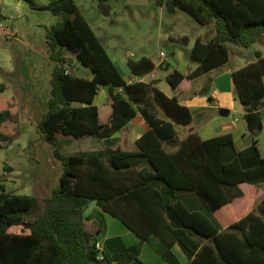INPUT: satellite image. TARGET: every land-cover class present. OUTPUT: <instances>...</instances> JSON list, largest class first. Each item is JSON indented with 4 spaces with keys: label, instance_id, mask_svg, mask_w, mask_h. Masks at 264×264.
<instances>
[{
    "label": "trees",
    "instance_id": "obj_1",
    "mask_svg": "<svg viewBox=\"0 0 264 264\" xmlns=\"http://www.w3.org/2000/svg\"><path fill=\"white\" fill-rule=\"evenodd\" d=\"M36 6L34 0H24ZM104 2L108 0H98ZM162 5L164 0H157ZM200 24L213 22V37L194 40L190 56L195 68L171 70L165 77L175 89L229 60L227 43L250 46L264 37V0H172ZM59 17L46 33L51 71L50 97L39 122L42 139L53 147L62 172L51 195L7 191L0 184V264H147L140 259L146 243L164 264H264V196L254 195L264 182V156L256 134L262 129L264 55L232 72L234 96L244 108L243 118L252 144L241 153L231 132L201 138L190 132L174 151L163 146L176 124L192 120L190 109L176 96L165 95L151 82L127 81L74 0H47L40 6ZM5 16L0 13V18ZM187 43L188 36L168 37ZM65 53L90 68L91 78L66 70ZM137 76L153 70L148 56L127 60ZM100 85L108 88L112 111L99 119L94 103ZM4 85L0 84V92ZM155 105L166 119L158 117ZM149 129L136 138L137 149L113 147L110 137L136 114ZM11 112H0V124ZM61 136L104 139L97 149L63 151ZM1 136V134H0ZM2 144L0 143V148ZM252 185L248 200L241 185ZM263 194V193H262ZM94 200L100 211L117 218L139 241L127 245L121 236L103 239L104 258H96L94 241L84 243L89 230L84 208ZM254 203V205H253ZM229 204L236 219L222 228L214 212ZM253 205L252 208H250ZM29 212L34 215H28ZM177 246L184 257L174 252Z\"/></svg>",
    "mask_w": 264,
    "mask_h": 264
},
{
    "label": "rangeland",
    "instance_id": "obj_2",
    "mask_svg": "<svg viewBox=\"0 0 264 264\" xmlns=\"http://www.w3.org/2000/svg\"><path fill=\"white\" fill-rule=\"evenodd\" d=\"M34 1L36 6L24 0H0V13L5 16L0 18V84L4 85L0 92V112H11L10 119L0 124V184L3 183L7 191L34 194L41 198L51 195L53 189L58 187L62 172L60 160L52 154V145L42 139L38 129V122L50 97L51 71L55 65L48 56L46 33L58 22L59 17L40 7L47 0ZM74 1L125 77L130 74L127 64L129 58L148 56L157 62V66L159 64L154 74L165 80L163 73L175 66L177 60L189 62L194 38L204 30H214L213 22L198 23L192 15L175 6L172 0H164L162 5L157 0ZM181 34L190 38L189 45L180 40L168 39V35ZM263 40L258 39L247 47L227 43L230 59L214 71L192 79L193 85L187 92L203 91L208 86L210 76L221 69L234 68L238 59H253L256 50L264 53ZM160 51L167 56L165 65L161 64ZM64 56V65L70 67V72L76 76L91 77L90 68L78 62L74 55L65 53ZM103 92L98 94L96 104L100 108L101 119L105 121V109L111 106L109 93L107 90ZM234 99L238 104L239 100L236 97ZM233 117L239 118L240 122L243 120L234 110L223 116L218 110L211 113V118L215 120L229 121ZM217 133V130H210L202 132V135ZM258 137L264 155V135L259 133ZM59 138L62 140V150L67 152L97 149L107 144L104 139L89 136L73 138L59 135ZM120 144L126 148L132 145L131 141ZM251 186L247 183L241 185L247 200L253 196ZM263 196L264 182L254 195V203H258ZM222 212L214 216L225 228L227 219H220ZM224 212H230L227 205L224 206ZM28 215L34 214L29 212ZM83 215L87 217L89 226L97 225L101 229V236L105 233L120 235L128 245L139 241L117 218L100 211L94 200L89 201ZM178 255L184 261L180 249ZM139 257L147 264H162L160 257L145 243L141 244Z\"/></svg>",
    "mask_w": 264,
    "mask_h": 264
},
{
    "label": "crops",
    "instance_id": "obj_3",
    "mask_svg": "<svg viewBox=\"0 0 264 264\" xmlns=\"http://www.w3.org/2000/svg\"><path fill=\"white\" fill-rule=\"evenodd\" d=\"M204 31H203V33L198 34L194 38V40L197 37H199L203 42H206V41L210 40L215 33V30H212V28L210 30H204ZM182 35H186V34L177 35L176 37L182 36ZM169 36L170 35H168V37ZM263 39H264V37H263ZM194 40L192 42V45L194 43ZM186 44L187 45L190 44V38L189 37H188V41ZM192 45L190 47V51H191ZM256 51H258L262 55H264V53L261 52L260 50H256ZM255 52H254V58L253 59H249L246 61H244L242 59H238V62L236 63L234 68H229V67L224 68V69H221L218 72L214 73L212 76H210L208 86L206 87L207 89L205 88L203 90V91L207 90V91H205V93H202L203 91L197 92L195 90H193L192 94L188 93L187 90L189 89L190 85H193L191 80H189V79H184L182 81V83L180 85L182 87V89H179V90L173 89L165 79L166 75L173 69H177L182 73H187L188 71H191L195 68L197 61H196V59H194L193 57L190 56V52H189V56H190L189 62L185 63L182 59L177 60L175 66H171L169 70H167V71H165V73H163V78L165 80H163L161 77H158L154 74V71H155L156 67L159 66V64L153 70L149 71L148 73H145L142 76H137V75L133 74L131 72V69L129 66H128L129 70H130L129 76L125 77L122 73L121 74L123 75V77L128 82L129 81H135V80H144L145 82H151L152 86H156L159 90H161L165 95H167L169 97L176 96L179 103L187 106L190 109V112L192 115L191 122L188 124H176L175 123V125H174L175 126V134L173 135L172 139L169 141L163 142V146L168 151H174L178 147L179 143L190 132H197L199 134V136L204 139V138H208V137H211L214 135L203 136L202 132H209L210 130H217V132H218L217 134L224 133V132H231L233 135V140H234L236 150L241 153L242 151H244L246 148H248L252 144V139L249 136V133H248V130H247L244 118H243L244 108L239 101L237 104V102H235L236 100L234 99L235 96H234V84H233L232 72H233V70H235L239 67H242L249 62L254 61L256 59ZM229 59H230V52H229ZM167 61L166 62L162 61L161 64L165 65L164 63H167ZM219 66H221V65H219ZM219 66H217V67H215V68H213L207 72H212L216 68H218ZM205 74H207V73L205 72V73H203V74H201L195 78L202 77ZM87 78H91V77H87ZM164 83H168L167 86L164 85ZM106 90L108 92L107 86H105V85L99 86L97 94L94 98L95 104H96L97 96L100 93V91L105 92ZM101 99L104 100V96H102ZM105 99H106V97H105ZM109 103H110L111 108L105 109V112H104V116L106 119L105 121H103L101 119L100 108L96 104L98 107L99 119L101 122H106L108 120V117H109L111 111H112L111 99H110ZM221 108L227 109V111H228L227 114L229 113L230 110L236 111L237 113H239L242 116V119H243L242 122H240V119L237 117H233L229 121L223 120V119L215 120L214 118H211V113L213 111H217V110L219 111V109H221ZM135 109H136L135 116L130 121H128L120 130L116 131L110 137V139L112 140L111 145L113 147H116V146L122 147L120 144L121 142L127 143L128 141H131L132 145L130 148H126V147H122V148L137 149L136 138L138 137V135L143 133L145 130L149 129V125L146 122L143 115L141 114L140 110L137 107H135ZM155 112H156V115L158 117L166 119V116L164 115L162 109H160L157 105H155ZM263 113H264V108L262 109V114ZM221 116H223V115H221ZM262 125H263L262 129L256 134V136H257V143L256 144L258 146L260 155L264 156L261 148L259 147L260 146L259 145L260 139L258 137L259 133H262V135H264V117H263ZM217 134H215V135H217ZM256 204L257 203H255V205ZM226 205H227L228 209L230 210V212H228V213L224 212V206H226ZM220 211H223L220 214V219H227L226 227L236 219V217L233 215V213L231 211L229 204H225L222 207L218 208L214 212V214L217 212H220ZM85 218H87V217H85ZM86 222H88V221H86ZM86 225H87V228L89 230H97L98 232L100 231V228L97 225L89 226L88 223H86ZM109 236H114V235H107V233H105L104 235H102V238L99 240L103 244V239L106 237H109ZM122 239H123V237H122ZM148 247L152 250V248L149 245H148ZM173 252L180 258V255H178L179 248L177 246L173 247ZM154 253H156V252H154ZM160 259L162 260V264H164L163 259L161 257H160Z\"/></svg>",
    "mask_w": 264,
    "mask_h": 264
},
{
    "label": "built area",
    "instance_id": "obj_4",
    "mask_svg": "<svg viewBox=\"0 0 264 264\" xmlns=\"http://www.w3.org/2000/svg\"><path fill=\"white\" fill-rule=\"evenodd\" d=\"M159 57L161 58V60L163 62L167 61V56L163 51L159 52ZM69 67V66H68ZM69 71V68L66 70V72ZM94 247L97 250V254H96V258L101 260L104 258V254H103V244L100 240H96L94 241Z\"/></svg>",
    "mask_w": 264,
    "mask_h": 264
},
{
    "label": "water",
    "instance_id": "obj_5",
    "mask_svg": "<svg viewBox=\"0 0 264 264\" xmlns=\"http://www.w3.org/2000/svg\"><path fill=\"white\" fill-rule=\"evenodd\" d=\"M205 91H207V90H205ZM205 91H203L202 93H205ZM218 112H219L220 115H226L228 111L225 108H221V109H219ZM98 233H99L98 231L96 233H92V232L85 233V235L83 237L85 245L87 246L88 245V240L90 238H92L94 235H97Z\"/></svg>",
    "mask_w": 264,
    "mask_h": 264
}]
</instances>
